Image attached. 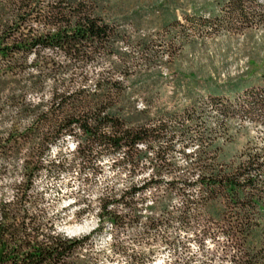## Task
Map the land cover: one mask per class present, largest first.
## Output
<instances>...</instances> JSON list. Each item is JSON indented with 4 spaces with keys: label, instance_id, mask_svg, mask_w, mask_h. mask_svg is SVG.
Wrapping results in <instances>:
<instances>
[{
    "label": "trees",
    "instance_id": "obj_1",
    "mask_svg": "<svg viewBox=\"0 0 264 264\" xmlns=\"http://www.w3.org/2000/svg\"><path fill=\"white\" fill-rule=\"evenodd\" d=\"M99 2L0 0V176L12 178L9 191L0 192V264L97 260L94 230L70 237L36 206L43 194L37 191L36 179L51 165L63 164L60 155L56 159L50 155L52 147L67 137L76 139L74 160L82 166L96 168L107 156L133 171L151 167L140 183L99 198L97 230L106 222L122 233L132 229L142 219L139 204L146 201L148 187L156 189L165 182L167 193L181 198L178 210L169 212L161 205L159 213L143 218L132 247L122 245L129 264L143 262L145 251L134 248L158 240L155 230L161 226L165 229L159 240L172 249V258L163 264H191L192 259L181 257L176 249L185 247V241L168 234L173 223L192 230L195 239L214 240L219 258L229 264H264V176L246 175L262 165L258 155L227 172L215 161H203L202 154L188 152L184 171L176 173L179 166L166 148L185 130L173 127L171 115L154 119L131 104L125 80L143 53L132 57L127 48L132 41L114 21L95 11ZM216 4L220 13L210 7V16L198 15L196 21L225 28L233 21L245 27L264 25V1ZM150 41L148 36L138 37L136 44L144 52ZM228 85L230 93L247 89L249 97L240 111L264 113V81L242 79ZM206 88L212 97L222 93L216 84ZM194 174L196 178H191ZM193 185L201 196L190 193Z\"/></svg>",
    "mask_w": 264,
    "mask_h": 264
},
{
    "label": "rangeland",
    "instance_id": "obj_2",
    "mask_svg": "<svg viewBox=\"0 0 264 264\" xmlns=\"http://www.w3.org/2000/svg\"><path fill=\"white\" fill-rule=\"evenodd\" d=\"M210 7L220 13L216 0H100L95 11L114 21L130 38L132 43L127 48L132 57L143 53L131 65L129 79L125 80L131 104L144 109L154 119H167L171 115L173 127L177 131L185 130L166 148L179 166L176 173L181 174L185 169L184 153L196 152L204 156L203 161H215L227 172H234L240 163L246 166L249 157L258 155L257 162L262 165L246 175L262 177L264 113L240 111V104L249 97L247 89L230 93L227 87L228 83L242 79L264 81V25L245 27L233 21L231 28H225L196 21L198 15L208 18ZM173 17L176 22H170ZM143 36L151 39L144 52L136 44L137 38ZM214 84L222 90L220 97L208 94L206 87ZM75 143V138L67 137L52 147L50 159L60 155L63 164L51 165L50 171L36 179L37 191L43 193L36 206L44 209L58 230L70 237L94 230L93 250L97 260L93 264H129L121 252L122 245L132 247L133 236L141 230L143 218L149 213H159L161 205L169 212L178 210L181 198L175 192L168 194L165 182L157 190L148 187L144 193L146 201L139 204L142 219L132 229L122 233L106 222L97 230L99 198L108 191L118 193L132 183H140L149 176L151 167L133 171L107 156L96 168L82 166L74 160ZM154 150L149 148L150 154ZM11 179L8 174L0 176V192L9 191ZM190 188L193 197L201 196L197 185ZM118 209L123 211L124 207L118 206ZM164 229L161 226L155 230L158 240L136 245L134 249H143L146 257L134 264H163L172 258V249L159 240ZM168 234L185 241V247L176 249L181 257H190L191 264H229L219 258L220 250L210 238L195 239L192 230L183 229L177 223L168 227Z\"/></svg>",
    "mask_w": 264,
    "mask_h": 264
}]
</instances>
